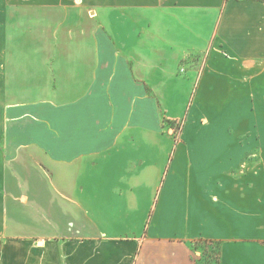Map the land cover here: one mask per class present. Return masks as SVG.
<instances>
[{"label": "crops", "instance_id": "0c3cea01", "mask_svg": "<svg viewBox=\"0 0 264 264\" xmlns=\"http://www.w3.org/2000/svg\"><path fill=\"white\" fill-rule=\"evenodd\" d=\"M257 149L264 0H0V264H264Z\"/></svg>", "mask_w": 264, "mask_h": 264}, {"label": "rangeland", "instance_id": "374dc122", "mask_svg": "<svg viewBox=\"0 0 264 264\" xmlns=\"http://www.w3.org/2000/svg\"><path fill=\"white\" fill-rule=\"evenodd\" d=\"M174 123V122H172ZM179 125H180V130H181V121H178ZM173 125V124H172ZM178 131V134H180L181 131ZM177 134V136L175 137V141L179 140V135ZM259 150V151H258ZM256 157H258L256 159V162L254 164H252L250 167L247 166L246 160H248L249 156L247 155V158H245V161L241 163L240 165V173L241 175H245L246 173H250V172H256V174L258 175L259 173H261V175H264V151L263 149H257L256 150ZM211 245H207L205 243H201L198 247V250L195 251V258L199 264H206V261H209V257H207L206 255L208 253H210V251L214 250V248H211ZM206 249V252H204L203 250ZM204 252V253H203Z\"/></svg>", "mask_w": 264, "mask_h": 264}, {"label": "trees", "instance_id": "16d2710c", "mask_svg": "<svg viewBox=\"0 0 264 264\" xmlns=\"http://www.w3.org/2000/svg\"><path fill=\"white\" fill-rule=\"evenodd\" d=\"M170 124L172 125L173 123H170ZM201 243L211 245L212 246L211 248H214V250L210 251V253L206 255L207 257H209V261H206V264H219L220 263L219 245L216 242L211 241V240H198V242H196L194 246L195 251L198 250V247ZM203 251L206 252V249H204ZM194 263L199 264L196 259H194Z\"/></svg>", "mask_w": 264, "mask_h": 264}, {"label": "built area", "instance_id": "2783aa9c", "mask_svg": "<svg viewBox=\"0 0 264 264\" xmlns=\"http://www.w3.org/2000/svg\"><path fill=\"white\" fill-rule=\"evenodd\" d=\"M180 71L184 72V69L181 68ZM179 130H180V125H179L178 121H176V122L173 123V125H171V127L169 129V132L173 136L174 140L176 139L175 137L177 136Z\"/></svg>", "mask_w": 264, "mask_h": 264}]
</instances>
